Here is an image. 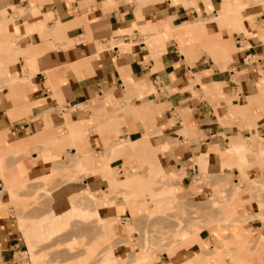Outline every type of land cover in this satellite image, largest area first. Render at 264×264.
Here are the masks:
<instances>
[{"label": "crops", "instance_id": "obj_1", "mask_svg": "<svg viewBox=\"0 0 264 264\" xmlns=\"http://www.w3.org/2000/svg\"><path fill=\"white\" fill-rule=\"evenodd\" d=\"M224 9L228 12L219 13ZM3 11V35L12 39L6 43L12 57L0 54L5 62H0L1 188L3 175L12 177L9 173L32 180L47 177L54 164L76 149L97 155L117 140L143 138L139 154L124 155L110 165L123 174L122 165L140 156L146 170L168 177L162 182L170 183L166 190L172 204L196 206L212 188H225L230 179L240 183L241 171L234 164L243 162L231 144L264 142V0H0V15ZM239 19L242 30L232 31ZM116 109L123 112L104 122L110 126L106 130L92 128L86 143L70 147L74 142L63 139L66 122L91 124L93 112ZM80 134L70 135L77 141ZM21 145L29 146L24 151ZM153 155L158 165L150 169L146 160ZM77 157L86 170L110 168L104 157L76 154L69 169L77 171ZM251 161L242 172L248 177L264 174L262 160L254 156ZM21 177L14 176L9 187H16ZM122 179L104 180L96 172L81 178L86 190L102 192L93 204H85H96L97 217L115 221L114 231L117 221L152 209L150 197L122 199L118 194L108 199L117 188L146 196L136 177ZM71 200L70 210L78 206ZM221 202L223 221L233 218L234 209L238 217L252 216L253 221L231 224L222 233L209 225L201 230L199 243L171 255L162 251L158 264H214L218 235L231 240L229 249H218L228 254L220 264H264L258 204ZM59 221L49 219L48 236L55 235ZM19 226L22 222L18 225L12 214L0 211V264H16L15 254L26 246ZM117 248L119 258L136 252L124 243Z\"/></svg>", "mask_w": 264, "mask_h": 264}, {"label": "rangeland", "instance_id": "obj_2", "mask_svg": "<svg viewBox=\"0 0 264 264\" xmlns=\"http://www.w3.org/2000/svg\"><path fill=\"white\" fill-rule=\"evenodd\" d=\"M222 12L226 13L228 11L226 9L219 11V13ZM5 15L6 11H3L0 15V54L5 57H12L8 55L10 48L6 47V43L12 39L8 35H3ZM192 20L195 19L192 18ZM199 20L206 21V18L198 16ZM239 22H241L240 19L237 24L231 27L233 28L232 31L239 32L242 30V25L241 27L238 26ZM2 39L7 40L2 42ZM231 41L234 43L233 38ZM233 50L235 51L236 49ZM0 62L5 63L1 59ZM220 63L223 62L220 61ZM3 64L0 65V68ZM220 68L223 67L220 66ZM120 112H123V110L116 109L111 112L106 110L95 111L93 112L91 124L81 125L77 123V126H73L66 122L67 133L63 139L65 142H70V144L74 142L72 145H69L70 147L84 144L86 142L83 139L84 137H88V132L92 128H96L98 131L106 130L110 126L105 125L104 122L109 120L112 115L114 116ZM81 132L82 138L75 141L76 137H80ZM59 133L64 134L62 130ZM71 133L76 137L70 135ZM145 144L146 140L144 138L136 141L130 139L117 140L111 145L106 146L103 153H97V155L88 151L80 152L76 149L74 154L69 152L66 154L64 160L54 164L49 170L47 177L42 179L37 178L32 180L30 175L21 177L15 173H9L12 175L10 178L8 176L6 178L3 175V188L0 187V190H2L0 191V201L2 200L0 211L5 210L8 215L12 214L17 219L18 225L22 222V227L19 226V229L24 236L27 246L22 247L23 252L16 253L15 258L21 257L23 262H26L25 264H158V256L162 251L165 250L171 255L173 254L172 252L180 247H187L195 242L199 243L201 230L209 225H215L222 233L231 224L241 226L250 219L253 221L252 216L245 218L238 217L236 209L232 213L234 219L223 221L221 219L222 215L218 211L223 204L222 200H229V202H232V205L236 206H241L245 203L254 204L253 202H256L260 211L256 215V218L262 221L263 224L262 228L257 230L258 235L264 230V174H257L256 178L253 176L248 177L242 172L244 165L251 166L254 164L251 161V158L254 156L262 160L263 165L261 167L264 168V146H262L264 142L257 144L256 142H252L251 145H247L241 157L243 164L239 160L234 164L238 165L241 171L242 177L240 183L235 184L230 179V185L220 190L212 188L210 193L204 198L205 201L199 205L190 207H186L183 203L179 204L177 201H174L173 204L170 202V194L166 190V187L170 186V183L162 182L163 180L168 181V177H165L160 170L155 174L146 170V167L143 166L144 163L140 161V156H136L134 162L122 165L123 174L118 173V169L112 168L110 165L112 160L122 158L124 155L131 154L132 152L139 154ZM29 145L26 147L21 145L19 150L23 149L26 151ZM16 146H19V144H16ZM232 146L233 144H231V149ZM76 154L83 157L90 156L92 160L104 157L110 168L107 170H95L92 166L93 169L86 170L85 165L79 170L76 168L77 161L79 160V157H77L74 162V168L77 171L69 169L67 165L70 164V158ZM245 154H247L246 157ZM146 163L150 169L155 168L158 165L157 157L153 155L146 160ZM131 169L141 170L140 175L130 173ZM95 172L99 173L104 180L111 178L122 179L124 177L122 180H126L136 177L137 181H140L145 186L144 188L141 187L140 191L146 192V196H140V193L136 196L117 188L111 190L107 195L103 193V197L106 195L108 199H112L118 194H120L122 199H126L127 197H143V199L150 197L152 209H147L138 215L132 214L130 219L117 221L119 226L114 231V224L112 225L111 223L115 221L103 219L99 215L97 217L94 213L96 204L92 206L91 204H85L87 201L93 204V202L102 196L101 191H93V193L86 190L82 184L81 178ZM158 175L164 176L163 178L165 179H159ZM14 176L21 177L20 181L16 187H9L10 183L8 181ZM156 177L159 179L158 183L155 181ZM122 180H118L117 182ZM199 181L201 184L205 182L206 176H201ZM155 186L157 188H153ZM10 188H14V190L9 195ZM217 191L219 192L216 193ZM70 198L75 200L76 205L79 207L77 206V208L74 207L70 210L72 207ZM84 198L87 200L85 201ZM91 208L92 210H89ZM51 218H55V220L58 218L60 221L55 235L48 236L47 234L51 232L52 228L47 222ZM113 231L112 235H108L109 232ZM133 232L137 233L136 238L132 235ZM121 234H126L127 238L121 239ZM216 234L218 235V232ZM215 237L217 241L214 243L213 251L215 250L214 258L217 260L214 264H220L223 257H227L228 254H221L218 249L221 246L229 249L231 240H227V237L220 238L219 235ZM122 243L133 247L136 252L123 255L124 258H119L121 255L116 254L115 249ZM250 243H253L252 239H250ZM26 248L27 252H24ZM246 251H249L248 248ZM238 253L235 252L231 256L234 258Z\"/></svg>", "mask_w": 264, "mask_h": 264}, {"label": "bare ground", "instance_id": "obj_3", "mask_svg": "<svg viewBox=\"0 0 264 264\" xmlns=\"http://www.w3.org/2000/svg\"><path fill=\"white\" fill-rule=\"evenodd\" d=\"M74 132V131H73ZM72 132V133H73ZM245 147H247V145H234L233 147H232V153L233 154H235V155H238V156H236V157H242V154H243V152H244V149H245ZM250 149V148H249ZM234 155V156H235ZM83 166H85V162H84V160H82V159H80L79 158V160L77 161V165H76V168H78L79 170H81L82 168H83ZM14 190V188H10L9 189V195H10V193L12 192ZM15 194V193H14ZM17 194V193H16ZM71 201H74V200H71ZM78 201V200H77ZM75 202V201H74ZM72 203V202H71ZM77 204V203H76ZM64 225V224H63ZM41 234H43V233H41ZM40 234V235H41ZM31 249V248H30ZM32 250V249H31ZM34 255V254H33ZM134 260V259H133ZM113 263H114V261H112Z\"/></svg>", "mask_w": 264, "mask_h": 264}, {"label": "built area", "instance_id": "obj_4", "mask_svg": "<svg viewBox=\"0 0 264 264\" xmlns=\"http://www.w3.org/2000/svg\"><path fill=\"white\" fill-rule=\"evenodd\" d=\"M23 252V251H20ZM26 262H23L22 258H17L16 264H25Z\"/></svg>", "mask_w": 264, "mask_h": 264}]
</instances>
